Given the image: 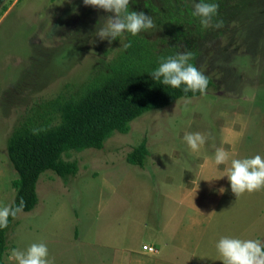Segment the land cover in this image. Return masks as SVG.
Masks as SVG:
<instances>
[{"label":"rangeland","instance_id":"obj_1","mask_svg":"<svg viewBox=\"0 0 264 264\" xmlns=\"http://www.w3.org/2000/svg\"><path fill=\"white\" fill-rule=\"evenodd\" d=\"M146 1L129 4L130 11L150 15L161 29L146 35L171 37L175 23L164 19L174 0H151L153 9H147ZM187 1L193 9L192 0ZM4 2L8 7L0 11V207L10 206L16 194L12 185L16 171L6 139L19 114L36 99L56 95L65 84L77 85L96 63L102 65L116 54L124 36L111 43L101 40L97 33L112 14L85 6L83 0ZM216 20L223 21L222 28L208 27L191 35L200 51L195 64L213 79L206 94L189 98L190 103L182 97L143 113L130 122L127 132L115 131L101 149L65 152L63 159L76 161L78 172L67 178L52 170L41 174L38 204L18 214L10 225L4 264H16L9 259L13 249L25 251L41 242L54 264H128L126 256H114L94 240L121 244L126 232L131 243L141 247L151 227L162 250L170 247L162 245L169 238L170 248L178 250L177 234L178 241L193 245L199 238L195 258L199 264L215 258L216 264H223L216 249L221 237L241 234L240 239L263 242L264 190L237 198L226 174L231 159L264 158V0H226ZM196 132L206 137V143L193 153L184 136ZM144 140L145 165L129 163L127 153ZM218 148L230 153L228 164L215 165L222 173L195 174L205 156L214 162ZM212 176L219 183L216 187L224 189L216 209L207 199L201 203L183 199L190 182L202 188ZM167 190L175 194L167 196ZM189 205L202 208L205 218L194 228L202 229L200 233L192 230L191 236L183 233L189 231ZM179 253L180 262L186 263L190 253ZM144 254L157 264L162 261L160 252ZM177 256H170L169 264H177Z\"/></svg>","mask_w":264,"mask_h":264},{"label":"trees","instance_id":"obj_2","mask_svg":"<svg viewBox=\"0 0 264 264\" xmlns=\"http://www.w3.org/2000/svg\"><path fill=\"white\" fill-rule=\"evenodd\" d=\"M225 1L205 0L218 3L219 10ZM170 4L169 17L164 20L175 23L171 37L150 38L145 33L132 36L125 32L122 45L110 60L102 65L96 63L77 85L67 83L56 95L36 99L19 114L6 139L7 154L16 171V178L12 180L16 194L11 207L19 206L21 199L25 204L23 211H30L38 204L37 183L46 170L62 178L78 172L76 161L63 159L65 152L101 149L115 131L127 132L130 122L143 113L185 96L201 95L199 91L184 93L183 86L163 85L150 75L168 57L191 52L190 62L196 66L195 60L200 54L191 35L201 34L206 28L193 15L194 9L187 0H176V7ZM7 7L0 0V11ZM199 70L208 77V90L213 79ZM40 128L46 130L34 135L32 130ZM147 154L144 140L127 153L126 159L143 167ZM15 219L9 217L8 227L0 229V264H4L7 233Z\"/></svg>","mask_w":264,"mask_h":264},{"label":"clouds","instance_id":"obj_3","mask_svg":"<svg viewBox=\"0 0 264 264\" xmlns=\"http://www.w3.org/2000/svg\"><path fill=\"white\" fill-rule=\"evenodd\" d=\"M192 3L193 15L200 18L203 27L217 29L223 27L222 20L214 22V18L218 15V3H209L205 0H192ZM83 4L112 14L108 17L107 26L101 28L97 33L101 40L107 39L109 43L121 37L125 32L136 36L140 33L151 35L161 30L150 15L143 11H130V0H83ZM127 46L125 45V47ZM192 57L191 52L168 57L166 60H162L158 68L153 70L150 75L163 85L172 88L183 86L184 93L199 91L201 95H205L209 84L208 77L190 62ZM185 101L191 102L187 96H185ZM45 130L40 128L32 131L34 135H37ZM184 141L190 150L196 153L206 143V137L199 132L186 133ZM229 160L230 153L228 151L223 148L216 150L214 156L216 166L228 164ZM226 175L231 191L237 198L245 193L251 194L264 190V158L256 155L252 158L231 159ZM220 191L223 192L224 189L222 188ZM24 207L23 199L19 206L0 207V229L7 228L9 217L15 219L18 214L23 212ZM216 249L223 264H264V243L259 240L224 236L217 242ZM9 259L14 260L16 264H54V261L49 259L47 245L42 242L31 244L25 251L13 249Z\"/></svg>","mask_w":264,"mask_h":264},{"label":"crops","instance_id":"obj_4","mask_svg":"<svg viewBox=\"0 0 264 264\" xmlns=\"http://www.w3.org/2000/svg\"><path fill=\"white\" fill-rule=\"evenodd\" d=\"M211 158L212 157H209V155L205 156L203 164L200 165L201 168L198 170V173L195 172V174L199 175L201 173L206 172L207 170L214 171V172L219 171L220 173H222L221 170L215 169L216 166H215L214 162L210 163ZM214 178H215V176H212V178L209 181H206L205 185H202V188H200V187L198 188L196 181H192V180H191L192 182H190L191 184H189L190 186L186 187L184 191L182 190V188H180L178 186H174V188L178 189L179 191L182 190L184 192L183 199L190 198L193 201L196 200L197 201L196 203L204 202L203 200L207 199V200L211 201V203H212L211 205H215V207H213V208L216 209L217 203H218V201H220V195L222 194V192L220 191V189H222V188H220V186H223V185L216 187L217 185H219V183ZM167 193H168L167 196H172L175 194V192H172V190L170 192L167 190ZM198 205H197V207H192L190 205L186 207V214H188V217H189L188 218L189 224L187 225L189 227V231L184 230L183 233L187 236L193 235L192 230H195L194 232H196L197 234H199L200 231L202 230V229H194L195 227H197V225H200V223H204V220H205V218L203 217L204 216L203 215V209L199 208ZM190 211H191V215H189V213H188ZM151 228L149 229L150 234H149L148 238H146L145 240H142L143 244L141 247H139V245H135V242L131 243V240H130L131 236L128 237V234L126 232L122 233L124 238L122 239L121 244H117V243L111 242V241L100 242L99 240H96V241L94 240L93 243H95L101 247H104L106 249L112 250L111 254L114 256H121V257L126 256L127 260H128V264H153L152 262H154V264H157L156 261H154L153 257H150V256L144 254V252H145L143 250L144 245H153L159 249V252L161 253L160 257L162 260L160 264H169L170 263V261H169L170 256H173V255L175 256L176 254L178 255L177 257H175V262H178L177 264H199L198 262L195 261V258L197 257L198 250L200 248V245H199L200 239L199 238H198L199 240L197 239L196 245H193L192 243H188L187 241H183V240L178 241V234H177V236L174 237V242L178 247V248L177 247L176 248L180 251L170 248L171 245L169 243V240L172 241L171 238H169L167 242H164L162 244L164 247H168V246H170V247L168 249L162 250L161 246L159 247V245L157 244L158 241L154 236V233H156V230L151 229ZM190 228H192V229H190ZM152 231H154V232H152ZM237 237L240 238L241 234ZM210 247H211V245L208 244V246L206 248H210ZM159 252L157 254H159ZM179 252H183L186 254L190 253L189 260H187L186 263H181L182 261L179 260V257H180ZM167 257H168V261H166ZM216 263H218V261L215 258L213 263H203V264H216ZM220 264H222V263H220Z\"/></svg>","mask_w":264,"mask_h":264},{"label":"built area","instance_id":"obj_5","mask_svg":"<svg viewBox=\"0 0 264 264\" xmlns=\"http://www.w3.org/2000/svg\"><path fill=\"white\" fill-rule=\"evenodd\" d=\"M143 250L150 254H156L158 253V248L153 245H144Z\"/></svg>","mask_w":264,"mask_h":264},{"label":"flooded vegetation","instance_id":"obj_6","mask_svg":"<svg viewBox=\"0 0 264 264\" xmlns=\"http://www.w3.org/2000/svg\"><path fill=\"white\" fill-rule=\"evenodd\" d=\"M148 3H149V4H148ZM170 3H171V2L168 3V8H170V5H171ZM146 4H147V5H150V6H147V9H153V8H154L153 5H152L151 0H147V1H146ZM172 4L176 7V0H174Z\"/></svg>","mask_w":264,"mask_h":264}]
</instances>
